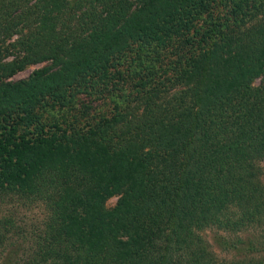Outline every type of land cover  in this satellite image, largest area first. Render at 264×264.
<instances>
[{
	"label": "trees",
	"instance_id": "1",
	"mask_svg": "<svg viewBox=\"0 0 264 264\" xmlns=\"http://www.w3.org/2000/svg\"><path fill=\"white\" fill-rule=\"evenodd\" d=\"M262 163L264 0H0V206L47 211L11 264H264Z\"/></svg>",
	"mask_w": 264,
	"mask_h": 264
},
{
	"label": "rangeland",
	"instance_id": "2",
	"mask_svg": "<svg viewBox=\"0 0 264 264\" xmlns=\"http://www.w3.org/2000/svg\"><path fill=\"white\" fill-rule=\"evenodd\" d=\"M12 57L9 58L11 60ZM48 64H39L28 68L26 71L18 73L11 80L17 81L20 79L27 78L31 75L35 70H39L43 67H46ZM260 84V80L256 81V85ZM264 169V163H262ZM263 181H264V173H263ZM117 198H112L108 203L107 207H113L116 204ZM47 217V211L42 204L38 203H30L24 200L14 199H6L4 203L0 206V219L10 220L13 223L11 225V231L8 234L9 240L6 245L0 248V264H11L18 261H23L27 254L30 251L31 246L34 244L35 236L42 230L43 224ZM10 228V226H9ZM38 230H40L38 232ZM207 240L212 244L213 250L218 256L219 259L230 260L232 258H240L245 254V252L240 253V255L236 256L237 251L232 250L230 248L227 249L225 247L226 239H231V234L221 233L218 235L220 239H223V247L220 244V240L215 237L214 232H208L205 234ZM222 236V237H221ZM241 238L250 242L252 235L248 232L240 235ZM225 240V241H224ZM222 243V242H221ZM246 244H240V250H244ZM226 248V249H225Z\"/></svg>",
	"mask_w": 264,
	"mask_h": 264
}]
</instances>
